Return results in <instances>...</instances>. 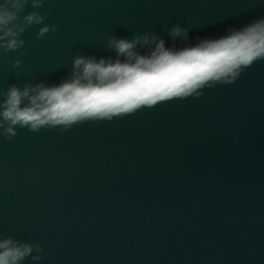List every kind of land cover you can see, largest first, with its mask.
Returning a JSON list of instances; mask_svg holds the SVG:
<instances>
[{"label":"water","instance_id":"95a60500","mask_svg":"<svg viewBox=\"0 0 264 264\" xmlns=\"http://www.w3.org/2000/svg\"><path fill=\"white\" fill-rule=\"evenodd\" d=\"M39 11L56 31L37 40L34 25L20 52L0 49V91L59 84L76 55L114 58L109 36L154 31L172 47L179 24L189 39L175 47L219 38L264 18V0H44ZM202 91L0 135V235L43 248L22 264H264V60Z\"/></svg>","mask_w":264,"mask_h":264},{"label":"clouds","instance_id":"9594fccd","mask_svg":"<svg viewBox=\"0 0 264 264\" xmlns=\"http://www.w3.org/2000/svg\"><path fill=\"white\" fill-rule=\"evenodd\" d=\"M43 4L44 0H0V49L20 52L22 34L34 25H43L37 40L56 31V25L44 23L49 13L39 11ZM29 6L33 10L24 14ZM168 36L172 47L154 31L136 32L131 39L109 36L107 48L114 58L76 55L68 77L59 84L10 85L0 91V135L12 139L18 128L33 133L67 130L173 99L199 98L203 89L234 84L246 69L264 60V18L229 27L219 38L200 39L195 45L175 47L177 39H189V29L179 24L171 26ZM21 64L20 59L13 62L17 68ZM42 252L39 243L0 235V264H22L28 257L37 261Z\"/></svg>","mask_w":264,"mask_h":264}]
</instances>
